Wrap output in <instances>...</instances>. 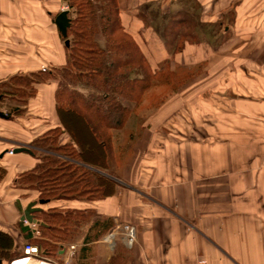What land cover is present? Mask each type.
<instances>
[{"label":"crops","instance_id":"crops-1","mask_svg":"<svg viewBox=\"0 0 264 264\" xmlns=\"http://www.w3.org/2000/svg\"><path fill=\"white\" fill-rule=\"evenodd\" d=\"M61 2L0 0V83L67 63L56 24ZM118 4L149 64L169 63L191 80L152 111H133L113 131L110 154L108 138L97 141L86 123L85 147L77 130L75 137L65 129L56 107L58 79L37 84L24 116H0V264L28 246L38 248L31 264H264V0ZM56 127L63 130L59 144L85 150L91 160L80 164L112 178L114 193L44 199L15 184L44 155H60L35 144ZM124 131L132 147L118 154L123 140L117 147L116 136ZM20 147L31 152H16ZM66 208L91 210L92 220L57 255H47L40 251V222L34 227L23 218ZM125 224L136 231L134 244L123 238ZM110 233L112 242L105 240Z\"/></svg>","mask_w":264,"mask_h":264},{"label":"trees","instance_id":"trees-1","mask_svg":"<svg viewBox=\"0 0 264 264\" xmlns=\"http://www.w3.org/2000/svg\"><path fill=\"white\" fill-rule=\"evenodd\" d=\"M70 6L71 24L64 38L67 63L54 70L12 76L0 83V89H13V92L0 93V102L9 95L17 102L28 103L37 94V84L58 79L56 107L65 129L76 137L67 119L79 118L91 128L97 141L105 144L103 138H108L110 154L113 131L125 126L144 93L156 84L168 85L175 72L149 64L139 44L122 24L118 0H70ZM97 34L104 37L106 47H101ZM165 101L162 99L158 106ZM22 111L23 108L15 107L3 113L11 118ZM62 131L59 127L52 128L35 144L63 157L44 155L36 167L19 173L15 184L36 188L44 199L93 200L114 193L112 178L80 164L91 160L85 150L78 152L72 144H59ZM0 171L3 176L5 171ZM31 213L40 222L44 239L40 242V251L47 255H57L60 244L76 240L82 226L93 217L91 210L69 208L39 209Z\"/></svg>","mask_w":264,"mask_h":264},{"label":"rangeland","instance_id":"rangeland-1","mask_svg":"<svg viewBox=\"0 0 264 264\" xmlns=\"http://www.w3.org/2000/svg\"><path fill=\"white\" fill-rule=\"evenodd\" d=\"M67 9L68 12H69V17L71 15V11H72V8L70 6V0H62L61 2V5H60V8H59V13L63 10V9ZM178 32L179 29H175V30H171V33L172 32ZM188 31V30H187ZM186 31V32H187ZM97 40L99 41L101 47H106V42H105V39L104 37L101 35V34H97ZM62 40L63 42H65L66 44V41L64 40V37L62 36ZM177 49V47H175ZM176 51V50H175ZM164 67H168L170 69V64L169 63H166L164 65H162ZM161 66L157 67V68H160ZM46 68V67H45ZM156 68V67H155ZM46 70H48L46 68ZM46 70H43V71H46ZM60 73H57V75L60 77L59 75ZM189 80H191V77L189 78ZM188 78L186 77H180V75L176 73H174V76L173 78L170 80V83L168 85H160V84H156L154 85L152 88H151V92H146L142 95L141 97V102H140V107L137 109V114L139 116H142L144 115L145 113H147L150 109L151 111L155 108V107H158L159 103H161V100L162 99H169L170 97L174 96L175 94H177L178 91H180V89H182L188 82H189ZM175 86V87H174ZM169 88V89H168ZM173 88L172 91H170L171 89ZM3 91H6V92H13V89L12 88H9V87H2L0 89V93H3ZM165 91H170V92H165ZM0 99H1V95H0ZM17 103V105L19 104L21 108H23V111L18 115H22L24 116L27 112V108H25V105L27 103L25 102H21V101H16V99H13L12 96H6L5 99L1 100L0 102V111L1 112H9L11 111V109H13L14 107V104ZM5 109V110H4ZM67 120H69V126L74 128V130H77L79 135L81 136V143L82 145L85 147L86 144H87V141L85 140L86 137V134H88V130H87V127L81 123V121H79V118H71L69 117ZM125 127V126H124ZM120 134H123L120 136ZM129 136V133L128 131H124L123 133H118V136H116V142H117V147L120 146L122 140H123V143L121 144L119 151H118V154L119 152H122V149H124V153L128 150V149H131L132 146H130V142H129V139L127 138ZM91 143V142H90ZM12 151V150H11ZM95 150H90L91 153H94ZM96 152L99 153V150ZM11 153V152H10ZM129 154V152L126 153V155ZM128 156V155H127ZM1 169V168H0ZM1 172V171H0ZM29 189H36V188H29ZM37 190V189H36ZM39 192V190H37ZM40 193V192H39ZM89 220H92V217H89ZM88 224V222L86 224H84L82 226V228L84 226H86ZM82 230V229H81Z\"/></svg>","mask_w":264,"mask_h":264},{"label":"built area","instance_id":"built-area-1","mask_svg":"<svg viewBox=\"0 0 264 264\" xmlns=\"http://www.w3.org/2000/svg\"><path fill=\"white\" fill-rule=\"evenodd\" d=\"M63 10H67L66 8L63 9ZM43 70H46V68H44ZM11 153H13V151H10ZM25 221L27 222H30L32 223V225L34 227L37 226V222H34V221H29L27 219H25ZM122 235H123V238L125 240V242H127L128 244H134L137 240V234H136V231L134 229V227L130 224H125L123 225L122 227ZM114 239V234L113 233H110L109 235H107L105 237V240H107L108 242H112ZM71 249L74 250L75 249V246H71ZM31 251L37 253L38 252V248H35V247H31V246H28L26 249H25V253L22 255V256H19L13 260H11L9 262V264H27V260H30L32 261L34 256H31ZM31 264V262H30ZM36 264H59L57 262H54L52 260H38Z\"/></svg>","mask_w":264,"mask_h":264},{"label":"water","instance_id":"water-1","mask_svg":"<svg viewBox=\"0 0 264 264\" xmlns=\"http://www.w3.org/2000/svg\"><path fill=\"white\" fill-rule=\"evenodd\" d=\"M56 24L61 32V35L66 38L67 37V30L70 27L71 24V18L69 17V12L68 10H62L58 16L56 17ZM0 116L1 117H5L4 113L0 111ZM16 152H20V151H29L31 152V150L28 147H20L17 148V150H15ZM43 202L46 200H42ZM23 219H27L29 221H34L37 222L38 221L36 219L31 218V216L29 215L27 218H23Z\"/></svg>","mask_w":264,"mask_h":264},{"label":"clouds","instance_id":"clouds-1","mask_svg":"<svg viewBox=\"0 0 264 264\" xmlns=\"http://www.w3.org/2000/svg\"><path fill=\"white\" fill-rule=\"evenodd\" d=\"M27 263L29 262V260L26 261Z\"/></svg>","mask_w":264,"mask_h":264}]
</instances>
